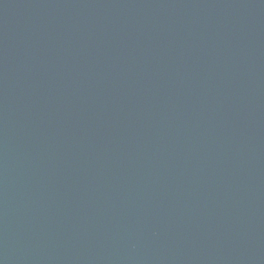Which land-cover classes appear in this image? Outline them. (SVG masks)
<instances>
[{
	"label": "water",
	"instance_id": "obj_1",
	"mask_svg": "<svg viewBox=\"0 0 264 264\" xmlns=\"http://www.w3.org/2000/svg\"><path fill=\"white\" fill-rule=\"evenodd\" d=\"M0 264H264V0H0Z\"/></svg>",
	"mask_w": 264,
	"mask_h": 264
}]
</instances>
